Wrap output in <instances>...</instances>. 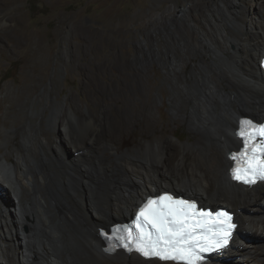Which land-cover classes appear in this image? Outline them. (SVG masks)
I'll return each mask as SVG.
<instances>
[{
    "label": "bare ground",
    "instance_id": "bare-ground-1",
    "mask_svg": "<svg viewBox=\"0 0 264 264\" xmlns=\"http://www.w3.org/2000/svg\"><path fill=\"white\" fill-rule=\"evenodd\" d=\"M160 2L159 56L147 53L141 67L156 62L164 75L143 77L131 67L127 77V127L139 125L149 140L121 149L108 118L77 116L53 95L50 78L30 91L26 67L41 68L42 57L26 59L16 96L0 92V110L8 103L22 114L1 131L0 264H175L108 253L101 236V226L127 221L147 196L167 191L202 206L222 204L235 213L237 236L254 233L255 218L264 215V183L232 182L228 155L240 147L236 131L245 113L264 120V0H199L185 9ZM14 3L0 0L3 33L4 12ZM5 36L0 52L31 51L22 40L9 48ZM155 90L167 104L158 105ZM169 123L185 126L192 141L173 142ZM242 246L235 238L205 264H241Z\"/></svg>",
    "mask_w": 264,
    "mask_h": 264
},
{
    "label": "rangeland",
    "instance_id": "rangeland-1",
    "mask_svg": "<svg viewBox=\"0 0 264 264\" xmlns=\"http://www.w3.org/2000/svg\"><path fill=\"white\" fill-rule=\"evenodd\" d=\"M38 1L47 13H30L28 0H15L10 10L4 12L9 24L5 33L0 31V36L4 38L8 35L5 36L9 40L6 41L8 47L14 49L20 40L29 41L32 46L29 53L25 50H19V53L0 52V92L8 88L11 95L16 96L21 91L20 72L26 59L42 57L41 68L26 67L25 71L33 79L28 83L30 91L37 92L50 78L53 95L57 100H68V106L76 110L77 116L86 115L96 122L108 118L122 143L119 146L121 149L149 140L148 135L141 133L139 125L127 127V77L131 67H135L137 74L143 77L153 78L157 71L164 75L156 62L148 69L141 67L147 53H152L154 59L159 56L160 0ZM196 2L199 0H167L169 8L177 4L180 9ZM155 95L158 105L161 101L167 104L157 90ZM9 108L8 103L1 104L0 141L2 125L11 128L22 117L17 109ZM165 111L169 118V111ZM154 116L159 118L157 111ZM169 125L168 137L173 142L184 144L192 141L185 126ZM0 151L3 153L4 148ZM182 195L187 196L185 193ZM263 218L264 215L255 218L256 223L252 224L255 226L254 233L237 237L238 242L247 245L242 246L243 252H240V259L244 262L241 264H264V253H260L264 252L263 226L260 224ZM247 251L249 254L244 255Z\"/></svg>",
    "mask_w": 264,
    "mask_h": 264
},
{
    "label": "snow or ice",
    "instance_id": "snow-or-ice-1",
    "mask_svg": "<svg viewBox=\"0 0 264 264\" xmlns=\"http://www.w3.org/2000/svg\"><path fill=\"white\" fill-rule=\"evenodd\" d=\"M237 135L242 138L243 147L232 153L234 161L232 179L246 185L264 181V124L241 118ZM238 226L233 216L226 210H204L194 201L177 199L171 194L149 198L140 208L135 221V229L120 226L116 232H101L106 239L124 240L110 249L124 247L135 250L144 258L160 261H177L183 264H199L202 253L221 249L228 245L233 230ZM121 230L126 237L118 235Z\"/></svg>",
    "mask_w": 264,
    "mask_h": 264
},
{
    "label": "trees",
    "instance_id": "trees-1",
    "mask_svg": "<svg viewBox=\"0 0 264 264\" xmlns=\"http://www.w3.org/2000/svg\"><path fill=\"white\" fill-rule=\"evenodd\" d=\"M29 10L30 13H33L34 11H40L41 13H47L46 10L40 5V2L38 0H28Z\"/></svg>",
    "mask_w": 264,
    "mask_h": 264
},
{
    "label": "water",
    "instance_id": "water-1",
    "mask_svg": "<svg viewBox=\"0 0 264 264\" xmlns=\"http://www.w3.org/2000/svg\"><path fill=\"white\" fill-rule=\"evenodd\" d=\"M243 117H248V118L252 119L253 121H258V120H256V119H254L251 115H248V114H244ZM229 154H230V153H229ZM169 192H171V191H169ZM171 193H173V192H171ZM173 194L176 195V193H173Z\"/></svg>",
    "mask_w": 264,
    "mask_h": 264
},
{
    "label": "clouds",
    "instance_id": "clouds-1",
    "mask_svg": "<svg viewBox=\"0 0 264 264\" xmlns=\"http://www.w3.org/2000/svg\"><path fill=\"white\" fill-rule=\"evenodd\" d=\"M177 194V193H176Z\"/></svg>",
    "mask_w": 264,
    "mask_h": 264
}]
</instances>
